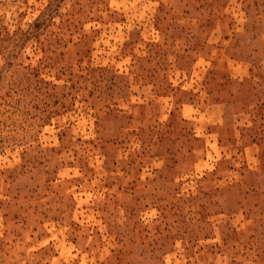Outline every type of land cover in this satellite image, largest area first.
Masks as SVG:
<instances>
[{"label": "rangeland", "instance_id": "rangeland-1", "mask_svg": "<svg viewBox=\"0 0 264 264\" xmlns=\"http://www.w3.org/2000/svg\"><path fill=\"white\" fill-rule=\"evenodd\" d=\"M0 264H264V0H0Z\"/></svg>", "mask_w": 264, "mask_h": 264}]
</instances>
